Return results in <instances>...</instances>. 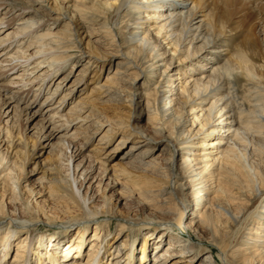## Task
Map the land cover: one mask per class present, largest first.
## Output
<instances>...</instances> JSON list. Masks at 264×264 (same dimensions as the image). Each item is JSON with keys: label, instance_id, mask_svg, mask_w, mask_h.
<instances>
[{"label": "bare ground", "instance_id": "1", "mask_svg": "<svg viewBox=\"0 0 264 264\" xmlns=\"http://www.w3.org/2000/svg\"><path fill=\"white\" fill-rule=\"evenodd\" d=\"M214 2L0 0V114L10 122L15 116L25 123L38 118V141L32 150L36 147L38 156L50 152L48 182L59 200L43 203L37 198L41 191L26 183L25 208L31 209L27 212L44 217L51 216L52 209L66 216L84 212L71 218L92 222V211L101 212L111 198L94 193L101 179H110L106 186L113 188L125 177L117 165L104 166L101 182L95 183L96 163L105 165L112 159L118 145H110L120 131L121 141L132 142L122 156H134L138 172L150 175L128 181L153 198L156 206L148 204L152 213L161 212L160 221L144 233L140 244L137 235H101L99 224L89 236V223L76 227L71 240H51V245L67 241L62 247L75 256L65 257L66 264H219L215 256L222 264H264V168L257 164L264 148L257 145L264 140V72L250 65L247 52L253 53V47L246 36L239 54L223 40L226 33L217 32L220 25L211 18L214 6L207 11ZM125 9L135 13L130 24L118 18ZM105 45L109 47L104 50ZM93 68L94 74L86 78ZM143 76L148 80L135 89ZM242 80L251 95L249 104L236 97ZM145 82L155 84L150 92L141 90ZM151 98L170 124L175 120V127L156 126L161 133L157 137L130 127L127 118L113 116L115 109L112 115L104 112L103 107L114 102L129 109L131 119L144 104L152 110ZM101 132L92 150L101 157L110 146L105 160L95 157L85 166L84 150ZM161 142L168 157L157 152ZM162 158H167L163 167ZM3 160L0 151V165ZM16 160L1 176L4 187L13 190L14 201L22 200L23 194L15 171L25 164ZM112 170L117 178L108 177ZM178 188L188 192L182 193L176 218L172 197ZM123 195H118L119 202L125 200ZM5 218L0 264H5L6 248L14 243L18 251L10 264L30 263L32 249L26 246L43 236L23 232L29 223L25 220ZM35 256L40 258L35 264L43 260L41 253ZM52 259L50 255L47 264Z\"/></svg>", "mask_w": 264, "mask_h": 264}, {"label": "rangeland", "instance_id": "2", "mask_svg": "<svg viewBox=\"0 0 264 264\" xmlns=\"http://www.w3.org/2000/svg\"><path fill=\"white\" fill-rule=\"evenodd\" d=\"M103 1V0H102ZM249 2H242L240 0H235L232 3H227L226 0H215L214 4L211 3L210 8H208L207 11L211 10L214 6L213 10H211V18L213 19V22L217 23L219 28H217V32L220 33V30L225 32L227 37L223 40H228L227 44L229 48H232L233 51H237L239 54H242L240 49V43L243 38H248L249 46L253 47V53L247 52L248 57L251 60L250 65L257 67L259 70L264 72V0H248ZM111 11V9H110ZM130 10L125 9L121 12L119 15V19L123 24L131 23L135 17V13H129ZM2 13L0 14V16ZM224 26V27H223ZM143 30V29H140ZM229 30V31H226ZM246 36V37H245ZM118 42H122V40H118ZM232 44V46H231ZM189 45V44H188ZM109 46H103L102 49H107ZM223 47H227L224 46ZM236 52V53H237ZM116 60L113 59V62ZM198 60V59H197ZM196 61V60H195ZM178 63V61H176ZM78 70H76L77 72ZM106 67L105 71L103 72V75L106 73ZM201 71V70H199ZM94 74V68L90 69L87 73L86 78H91V75ZM148 80V78H140L138 80V83L134 86L135 89H140L141 85L144 81ZM245 80V78L243 79ZM242 80L241 85L238 87L236 91V97L240 102H244V104H249L251 100L250 93L247 92V85ZM153 82H145L144 84L147 85L141 90H144L146 92H150V90L155 86V84H152ZM81 91H84L81 89ZM0 93L3 94V92L0 91ZM152 101V110L150 111L145 104L141 106L140 109H137L134 111L132 118H128V110L124 107H117L115 103L109 104V106H105L103 108L104 112L106 114L112 115L110 111L112 109H115L113 111V116H122L123 118H127L129 120V126L132 127L133 125L136 126L137 129L145 131L150 136L157 137L160 136L161 133L159 131V128L156 126H167L168 127L173 126L175 127V120H171V124L165 117H163V112L160 110V107L157 103V100H154L151 98ZM35 105V104H33ZM32 105V109L36 107ZM158 105V106H157ZM120 106V105H119ZM145 107V108H144ZM251 108V106H249ZM152 112V113H151ZM149 113V114H148ZM4 118V119H3ZM8 118L3 117L0 114V151L4 153V160L2 165H0V206L1 203H4V207H0V228L4 227L5 224L1 223V218L6 217L8 218H17V221H27L25 226H23L24 231H30L35 238L43 236V239L37 238L35 242H31L27 244L26 248L32 249L31 253H28V249L26 250L25 254H29V257L31 258L30 263L28 264H35V261L37 259H40L39 256H35L37 253L42 254L43 260L37 262V264H47L49 262L50 255L53 256V259L51 261V264H66V261L71 255L66 250V247H62L65 242L68 240H71L74 238V231L77 227L80 228L82 225L89 223V231H87L90 235H92V231L94 230V227L98 224V229L101 231V235L103 234H109L112 236L114 233L115 235H123V237L128 236H135L137 235V243L140 244V240H142V236L145 232L150 231L151 226L155 225L156 221H160L158 216H161L160 210H156V213H152L151 209H149V203L151 206L155 207L156 203H154L153 198L148 196L147 193L144 192V189H136L134 184L132 182L128 181V177L136 176V175H143V176H149L147 172H138V168L133 166L132 162H134L135 157L134 156H127L124 157L122 155L126 154L130 146L132 145V142L129 141H121L122 140V133L123 131H120L117 133L113 139L111 147H114L116 145V152L113 153L112 159L106 162L105 165H102L101 163H96V169L94 172H97V177L95 183H99L102 181L101 186H96L94 193L97 194V196L100 197H108L111 198L108 200V204L104 209L101 210V212H97L95 214L94 211L90 214L93 216L92 222H86V221H80L76 222L75 218H71V216H80L84 212L80 213H73V215L66 216L62 212H58L56 209H52L54 213L50 214L48 213L49 217L47 216H39L35 214H29L27 211L31 209H26L25 203L27 202L29 194L28 189H25V184L29 183L30 186L33 188L34 191H41L38 196V199H41L43 203H50L53 201H57L58 198L56 196H52L54 191L51 189V184L48 182L49 178V163L48 159L50 157V152H45L42 156H38V154H35L37 151L36 147H33L32 145L37 139V134L34 133L36 126L38 124V118H35L31 120L28 123H25L22 119H15L12 120V122L7 121ZM24 124L27 125V127H30L29 129H24ZM35 126V127H33ZM6 128L12 132L8 134L6 132ZM23 129V130H22ZM21 131L23 134H21ZM175 131V129H174ZM103 132L99 133L97 137H95L91 143L88 145V149L84 150V159L83 163L85 166H88L91 162L90 160L95 159V152L92 150L93 147H95V144L97 142V139ZM36 135V136H35ZM10 140H13V143H11ZM263 142H260L257 144L258 146L264 147V140H261ZM164 142H161V146L157 147V152L159 154H163L166 152L168 157V151H164ZM108 146L107 148L103 149L101 157L102 158L106 153H108V150L110 148ZM159 148V149H158ZM91 149V150H90ZM118 149V150H117ZM17 150V151H16ZM249 150V148H248ZM258 166L260 169L264 168V148H262V151L258 152ZM107 155V154H106ZM16 157L18 158V161L23 164L25 161V164L22 168H16V173L19 175V181L20 185L23 182V194H22V200H11V197H13V190H11L10 187L5 188L4 187V179H1V176L5 170V167L7 164L11 165L13 161H17ZM105 160V158L103 159ZM177 163L178 158L175 159ZM167 158L165 160L162 158L160 160V165L166 166ZM117 165V169L124 170L125 177L122 178V184H117L116 186H113V188H110L107 185L108 179L107 177L101 179V176L103 173L104 166L110 167L111 169H114ZM2 166V167H1ZM115 166V167H114ZM119 166V167H118ZM116 169V168H115ZM118 172V171H117ZM120 173L122 171H119ZM147 175H146V174ZM108 177L117 178L116 171L112 170L108 173ZM157 174V173H156ZM155 174V175H156ZM120 176V174H119ZM101 179V180H100ZM26 180V182H25ZM124 181V182H123ZM179 181H182L181 179ZM125 183V184H124ZM107 187V188H106ZM86 189L83 188V192ZM124 190V191H123ZM99 191V192H98ZM188 192V189H180L176 190V193L173 198V200L177 203V206L172 207L173 209V217L177 218V215H180V201L184 199V196L182 193ZM263 192V190H262ZM124 194L125 200H122L119 202L117 198L118 195ZM127 194V195H126ZM27 196V197H25ZM122 196V197H123ZM151 198L150 202L149 199ZM180 198V199H179ZM20 201V202H17ZM59 201V200H58ZM102 202V200H101ZM34 205V203H32ZM167 206L170 205V203L166 204ZM59 207V206H57ZM112 211V212H111ZM46 213V212H45ZM76 214V215H75ZM184 214V213H183ZM32 215V218H31ZM66 216V217H62ZM35 218V219H34ZM49 219V220H48ZM186 219V216L185 218ZM186 221V220H185ZM71 223V224H69ZM251 222L247 228L252 226ZM15 227V225H13ZM100 226V227H99ZM175 228V227H174ZM164 228H159L156 231L163 230ZM248 230V229H247ZM175 231V229H174ZM22 232V231H21ZM27 233V232H26ZM67 237V241H63V239H60L61 237L64 238ZM178 236L183 237L182 234H179ZM57 237H60L59 239L62 241L59 245H51V240H57ZM44 245H41V244ZM40 244V245H39ZM217 245L216 243H214ZM207 245V244H206ZM213 245V243H211ZM210 246V245H209ZM219 245H217L218 247ZM212 247V246H211ZM10 248V249H8ZM42 248V250H40ZM214 250V254L218 253V249L215 247H212ZM219 248V247H218ZM85 251L88 252L89 246H85L83 248ZM7 257L5 259V264H10L13 257L16 255V251H18V248L16 244L14 243L12 246H8L6 248ZM82 253V252H81ZM156 254L154 253L152 257H154ZM75 256V255H74ZM73 256V258H74ZM215 256V255H214ZM65 257L67 259H65ZM80 257H82L80 255ZM37 258V259H36ZM72 258V260H73ZM153 259V258H152ZM215 261L219 264H222L218 260V258L215 256ZM152 261V260H151Z\"/></svg>", "mask_w": 264, "mask_h": 264}]
</instances>
